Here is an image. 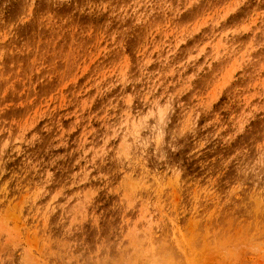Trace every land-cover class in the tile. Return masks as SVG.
I'll return each instance as SVG.
<instances>
[{"label": "rangeland", "instance_id": "1", "mask_svg": "<svg viewBox=\"0 0 264 264\" xmlns=\"http://www.w3.org/2000/svg\"><path fill=\"white\" fill-rule=\"evenodd\" d=\"M148 11L151 15L143 21L136 17L124 26L114 25L107 35L97 30L75 47L70 38L58 47L53 44V51L29 48L0 62V143L11 138L17 145V150L6 155L9 175L24 170L29 162L34 169L26 178L21 201L26 198L27 184L39 183L42 173L55 172V182L63 183L75 160L60 159L66 153L56 147L57 142L67 131L68 143L78 150L87 129L81 126L73 131L77 119L82 115L93 127L100 126L97 121H103L109 106L124 96L118 81L129 65L140 74L162 78L159 94L175 99L177 123L195 113L202 129L211 127L225 139L233 134L231 126L246 124L245 134L237 137L232 149L253 143L260 148L259 141H264V5L258 7L257 0H247L242 6L240 0H154ZM25 18V0H0V33L14 31L21 45L30 32L29 27L19 26ZM129 99L124 96V103ZM136 107L143 108L139 100ZM230 179L228 172L203 181L190 175L185 180L187 190L169 182L167 203L178 215L168 216L167 221L173 244L184 256L183 264H212L198 250L184 251L188 237L181 210L186 207L191 208L187 223L203 221L206 235L211 229L217 236L218 230L211 227L215 221L229 226L219 230L222 246L235 247L264 233L258 219L260 208L253 210V219L245 221L243 216L236 218V205L227 207L234 193L236 200L241 199L236 186H228ZM7 181L5 177L0 183ZM258 194L253 190L248 196L256 201ZM148 211L146 202L135 219L121 223L132 225L129 233L144 224L147 242L155 249L160 235ZM248 226L253 228L251 235ZM88 239L95 237L90 234ZM129 244L135 247V239L130 238ZM26 247L38 248V240L28 239ZM258 247L261 254L245 247L242 255L234 252L230 259L214 264H264V242ZM33 260L44 264L38 252Z\"/></svg>", "mask_w": 264, "mask_h": 264}, {"label": "clouds", "instance_id": "2", "mask_svg": "<svg viewBox=\"0 0 264 264\" xmlns=\"http://www.w3.org/2000/svg\"><path fill=\"white\" fill-rule=\"evenodd\" d=\"M153 3L154 0H25L26 18L19 26L29 27V35L21 45L14 31L0 33V62L29 48L35 51L47 47L53 51V44L58 47L70 38L75 47L89 35L95 36L97 30L110 34L114 25L124 26L136 17L145 20L151 15L148 10ZM245 3L247 0H240L241 6ZM257 5H264V0H257ZM118 85L124 96H130L128 103L122 96L118 103L110 105L105 119L97 121L99 127H93L81 115L73 131L86 126L87 135L78 150L68 143L67 131L57 142L56 147L66 153L60 159L75 160V167L63 183L55 182V172L42 173L39 183L27 184L26 198L21 201L26 178L34 169L29 162L24 170L9 175L6 155L17 150V145L11 138L0 143V182L8 177L6 184L0 183V264H34L37 252L44 264H183L184 256L173 244L167 221L168 216L175 218L178 213L167 203L166 193L170 181L171 186L187 190L185 180L190 175L203 181L231 173L228 186H236L241 199L236 200L234 193L227 207L236 205V218L243 216L248 221L259 204L258 219L264 228V141H259V149L253 143L233 150L237 137L245 134L246 124L231 126L233 134L225 139L214 134L211 127L202 129L195 113L186 122L177 123L175 99L159 94L164 86L162 78L140 74L132 65ZM137 100L142 109L136 107ZM253 190L260 194L256 201L248 197ZM146 202L148 216L160 235L154 242L155 249L147 242L144 224L129 233L132 225L121 223L122 219H135L137 210ZM181 211L188 237L185 253L198 250L212 264L230 259L234 252L242 255L245 247L261 254L258 245L264 242V233L235 247L222 246L218 242L219 230H226L228 225L215 221L211 227L218 230L217 236L211 229L206 235L203 221L187 223L190 207ZM252 231L248 226L250 235ZM90 234L94 241L88 239ZM32 238L38 240V248L26 247V241ZM130 238L135 239V247L129 244Z\"/></svg>", "mask_w": 264, "mask_h": 264}, {"label": "bare ground", "instance_id": "3", "mask_svg": "<svg viewBox=\"0 0 264 264\" xmlns=\"http://www.w3.org/2000/svg\"><path fill=\"white\" fill-rule=\"evenodd\" d=\"M251 192H252V191H251ZM255 193H256V192H255ZM250 194H251V193H250ZM258 195H259V194H258ZM248 197H249V200L254 201L253 199H251V198H253L252 196H248ZM256 200H257V198H256ZM257 208H260V205H259V204H257L256 207H255L254 209L256 210ZM255 218H256V217H255ZM255 218H254V219H255ZM254 225H255V224H254ZM254 227H256V226H254ZM259 229H260V228H259ZM259 229H258V230H259Z\"/></svg>", "mask_w": 264, "mask_h": 264}]
</instances>
